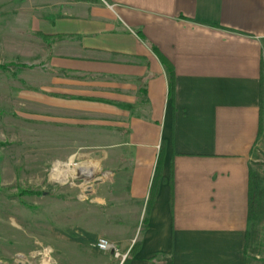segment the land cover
Wrapping results in <instances>:
<instances>
[{
    "label": "crops",
    "instance_id": "crops-1",
    "mask_svg": "<svg viewBox=\"0 0 264 264\" xmlns=\"http://www.w3.org/2000/svg\"><path fill=\"white\" fill-rule=\"evenodd\" d=\"M21 8L26 31L51 38L38 36L45 64L21 99L102 139L100 180L72 210V264H118L100 238L124 254L137 244L127 264H244L252 153L264 154V0Z\"/></svg>",
    "mask_w": 264,
    "mask_h": 264
},
{
    "label": "rangeland",
    "instance_id": "rangeland-1",
    "mask_svg": "<svg viewBox=\"0 0 264 264\" xmlns=\"http://www.w3.org/2000/svg\"><path fill=\"white\" fill-rule=\"evenodd\" d=\"M26 1L0 0V264H72V210L87 208V194L100 180V153L90 147L102 139L73 135L21 99L34 91L30 80L46 57L44 43L23 23ZM252 156L262 189L264 154L256 147ZM72 163L84 167L82 175L72 173ZM251 232L246 264H264V219ZM115 248L118 264L128 259L129 252Z\"/></svg>",
    "mask_w": 264,
    "mask_h": 264
},
{
    "label": "trees",
    "instance_id": "trees-1",
    "mask_svg": "<svg viewBox=\"0 0 264 264\" xmlns=\"http://www.w3.org/2000/svg\"><path fill=\"white\" fill-rule=\"evenodd\" d=\"M38 36L43 39L46 42H49V40H51V38H48L46 36L40 35L38 34ZM0 69H4L0 66ZM168 69V73H169V80H170V85H169V96H172L173 93V71L171 70L170 67L167 68ZM143 95V94H142ZM144 96V95H143ZM260 133L262 131V127H261V116H262V110H260ZM258 180L259 178L257 177V175L255 173H253V171L250 169L249 170V184H248V188H249V197H248V230L246 231V242H245V246H244V264H246V251L248 248V243L250 240V234L252 227L254 226L255 223H259L261 220L264 219V188L260 189L258 187ZM21 193H27L30 194L31 192H21ZM33 194V193H32ZM138 250V245H134L131 250L128 253V259L125 260V262L123 264H127L128 260L133 257L135 255V253Z\"/></svg>",
    "mask_w": 264,
    "mask_h": 264
},
{
    "label": "built area",
    "instance_id": "built-area-1",
    "mask_svg": "<svg viewBox=\"0 0 264 264\" xmlns=\"http://www.w3.org/2000/svg\"><path fill=\"white\" fill-rule=\"evenodd\" d=\"M70 166L68 165V168H72V173L75 171L73 174L76 175V171H78L82 175L83 169L81 170V168H78L79 166L76 163H72V165ZM65 168L67 169L66 166ZM93 246L99 252H112L115 258L120 257V254L118 250H116L115 246L109 243L105 239H99ZM125 258H126V255H123L120 261V264H123V262L125 261Z\"/></svg>",
    "mask_w": 264,
    "mask_h": 264
},
{
    "label": "bare ground",
    "instance_id": "bare-ground-1",
    "mask_svg": "<svg viewBox=\"0 0 264 264\" xmlns=\"http://www.w3.org/2000/svg\"><path fill=\"white\" fill-rule=\"evenodd\" d=\"M80 168H81V170H82L84 167H80ZM84 170L86 171L87 176H89V175L91 176V173H90V172H87V168H85ZM52 172H53V171H52ZM60 173H61V172H60ZM64 180H65V179H64Z\"/></svg>",
    "mask_w": 264,
    "mask_h": 264
}]
</instances>
